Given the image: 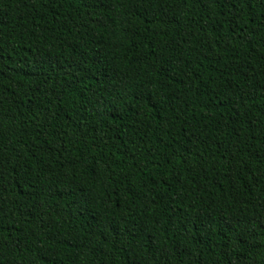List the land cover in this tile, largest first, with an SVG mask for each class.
<instances>
[{
	"label": "trees",
	"instance_id": "16d2710c",
	"mask_svg": "<svg viewBox=\"0 0 264 264\" xmlns=\"http://www.w3.org/2000/svg\"><path fill=\"white\" fill-rule=\"evenodd\" d=\"M0 264H264V0H0Z\"/></svg>",
	"mask_w": 264,
	"mask_h": 264
}]
</instances>
